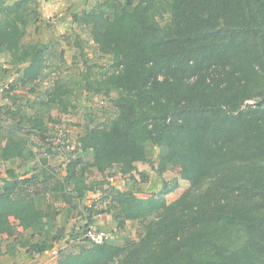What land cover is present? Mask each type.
I'll return each instance as SVG.
<instances>
[{"label":"trees","instance_id":"obj_1","mask_svg":"<svg viewBox=\"0 0 264 264\" xmlns=\"http://www.w3.org/2000/svg\"><path fill=\"white\" fill-rule=\"evenodd\" d=\"M72 17L90 38L75 30L80 51L64 70L60 41L24 40L40 19L39 1L0 0V53L17 73L2 91V161L23 158L35 144L32 135L45 140L51 111L68 112L84 93L112 107L102 123L91 119L85 126L63 175L46 164L22 174L7 169L0 255L4 241L24 235L19 227L55 220L59 210L53 202L38 207V196L82 201L100 184L109 206L88 208V225L95 214L115 211L118 228L140 224V238L124 245L83 242L71 250L77 235L63 246L66 235L55 232L22 241L32 256L58 245L57 264H264V0H96ZM88 50L110 56V63L95 70ZM78 63L85 68L74 72ZM45 81L51 84L40 91ZM137 162L163 180L143 198L112 181L119 175L138 182L137 172L147 181ZM93 169L103 181L89 180ZM167 171L177 176L166 180ZM181 179L189 186L169 202ZM6 245L9 252L11 242Z\"/></svg>","mask_w":264,"mask_h":264},{"label":"rangeland","instance_id":"obj_2","mask_svg":"<svg viewBox=\"0 0 264 264\" xmlns=\"http://www.w3.org/2000/svg\"><path fill=\"white\" fill-rule=\"evenodd\" d=\"M7 2H12V0H6ZM40 13V12H39ZM170 18L169 15H165L164 17L160 18L162 23H165ZM67 24V25H65ZM71 24V25H70ZM78 32L80 36L84 39H89V32L88 29L82 30L79 28L75 23L73 22H31L28 26L27 34L24 38L25 42L32 43V42H49L51 40H58L61 42L62 47L65 49V58L66 63L63 66L64 70L72 69V60L73 56L77 54L80 49L77 47H74V32ZM89 56H92V63H97V66H95V70H99L100 66H107L111 58L110 56H94L93 52L91 50H88ZM10 57H7V64L9 63ZM5 72V81H4V87L7 86V83L12 81L17 73L13 69V67L10 65H7ZM85 68L82 63H78L75 66L74 72H80L81 69ZM51 82L45 81L41 84L40 91H45L49 88ZM24 93V91H21ZM119 94L113 93L112 96L115 97ZM33 97V96H31ZM5 99L4 97L0 96V103L3 102ZM75 105H77L75 108H71L68 112H62L59 109H53L51 111V114L47 117V126L49 127V132L47 133V138L43 140L39 135H32V141L35 143L34 145H30L27 148V151L23 158H16L11 159L8 161H2L0 159V186L2 184V177L5 176L8 168H15L16 171L20 174L27 170H37V168H40L44 164L50 165L56 169V171L60 172L61 175L65 173V166L68 161V156L71 151H73L74 146H76L77 141L80 139L82 135L86 132V125L91 122V119H94V123H102L105 118L108 116V112L112 110V107L110 106V102L108 99L103 98L101 96H91L87 97L84 94H82L77 100L74 101ZM111 112V111H110ZM63 143L66 145L65 150L63 152H59L58 154H50L48 153V148L51 147L52 152L59 151V144ZM70 146V148L68 147ZM56 148V151L53 150V148ZM149 153L152 158H157V152L153 145H149ZM30 149V150H28ZM85 161H89L91 159V156L86 154L84 157ZM29 164L30 167H29ZM145 166V165H144ZM146 166L149 170H153L150 164L146 163ZM34 168V169H33ZM93 171H95L93 169ZM136 176L139 177L138 182H135L131 179V186L134 187L136 190H138V196L141 198L146 197L152 192L158 191L162 184L163 180L159 175L154 171L152 176V182L142 181L141 176L139 175V172L136 173ZM177 176L176 171H167L164 175V178L166 180H171ZM91 180H96L97 182L103 181L104 177L103 175H100L99 173L96 174L93 172L90 174ZM124 178L117 175L112 179V181L118 184L124 183ZM140 180V181H139ZM189 186L188 182L185 180H180V186L176 188L174 191L167 194V199L169 202L174 201L187 187ZM96 191H94L96 194H93L91 197V203L87 208L94 207L97 209L101 208H107L109 206V197L107 198V195H103V193L100 191L102 190L100 187L101 185L98 184L96 186ZM106 188V185H104ZM43 196L42 199L37 197L38 203H42L43 206H47L49 202H53V208L58 209L59 213L54 215V219L57 220V216H59L64 210V207L67 204L64 202V200L59 199L57 201H54L50 195H41ZM41 200V202H40ZM98 204V205H97ZM97 205V206H96ZM72 208V206H71ZM88 213V209H86ZM70 213L66 216V221L64 222L67 226H78L81 230L80 233H75L74 231H71L69 234L65 232V229L61 231L55 230L57 233H64L66 237L63 239V246H67V240L70 238L71 235H77L76 239L71 240V244L69 245V248L71 250H76L80 246L81 243L85 242L86 244H91L88 240L85 239V237L79 238V234L87 230L89 227L88 221L89 219H86V222H82L81 214L82 210L79 206V208H72V210H69ZM113 214V217L115 219V225L111 227L110 229H103L109 234V241L116 242L118 244H126L129 240H138L141 236L142 228L140 224L136 221H127L126 225L123 228H118V223L115 218V211L114 212H107ZM94 228V227H93ZM97 229V228H96ZM102 230V229H97ZM26 240V238L19 237L18 241H16L14 238H11L9 241H4L1 245V249L3 248L4 253L0 255L2 258L4 255H9L7 252L8 246L7 243L11 242V249L9 250L12 252L15 250V245H22V241ZM17 243H16V242ZM33 242V241H32ZM59 248V247H58ZM18 256V255H17ZM15 256V257H17ZM32 256V255H31ZM5 257H11V256H5ZM58 259V252H56V256L47 262L46 264H57Z\"/></svg>","mask_w":264,"mask_h":264},{"label":"crops","instance_id":"obj_3","mask_svg":"<svg viewBox=\"0 0 264 264\" xmlns=\"http://www.w3.org/2000/svg\"><path fill=\"white\" fill-rule=\"evenodd\" d=\"M12 1H15V0H12ZM38 1H39V12H40L39 13L40 19L38 22H73V17H72L73 13L83 10L84 8L88 7L90 3L96 0H38ZM7 57L9 56L5 51L0 53V96H2V91L4 88L3 84L5 81V72L7 69L6 67L7 65H9V63L7 64V60H6ZM53 150L56 151V148L54 147ZM26 151L27 149L25 150V153ZM136 164H137L139 171L145 172L148 175L149 182H152V179H153L152 174L154 170H149L146 166V163L144 162H137ZM30 165L31 164H29V167ZM94 172L98 174L96 170ZM89 178H90L89 180H91V177ZM123 181L124 183L122 185L116 182L115 184L119 187L129 188V186H131L130 178L124 177ZM101 192L102 190L100 191V193ZM93 194H96V193L94 191L88 192L87 196L82 201L74 197L71 203H67L69 205H66L64 207V210H62L63 212L59 216H57V220L55 219L52 222V224L48 223L49 225H47V221L43 219L41 222L36 223L34 226L26 229L25 231L23 230L22 227H19V230L24 233V235L20 237L26 238V240L30 239L31 241L35 242L40 239L49 238L53 233H55V230H58V229H65V232L67 234H69L71 231H74L75 233L76 232L80 233L81 230L80 229L79 231L77 230L79 228L77 225L76 226L74 225L71 227L70 224L69 226H67L64 222L66 221L67 214L70 213L69 210H72V208L73 209L77 207L79 208V206L82 210L81 220L82 222H86V219L88 218V213L86 209H88L87 207H89L90 205L92 206V203H91L92 200L91 198H88V197H91ZM42 197L43 196H39L40 199H42ZM37 205L38 207H41V208H47V206H43L42 203L39 204L38 199H37ZM12 220H14L13 217H12ZM114 225H115V219L113 217V214L106 212V213L95 214L93 216V222L89 224V227H94L95 229L97 228V229L103 230V229H110ZM81 237H84L83 232L79 234V238ZM58 247L59 246L56 245L54 246L53 249L47 250L43 252L42 254L34 253V256H31L28 250L29 245L24 246V245L18 244V245H15V250H13L12 252L10 251L8 252L9 255H4L2 258L0 257V264H46L47 262H49L56 256ZM5 256H11V257H5Z\"/></svg>","mask_w":264,"mask_h":264},{"label":"built area","instance_id":"obj_4","mask_svg":"<svg viewBox=\"0 0 264 264\" xmlns=\"http://www.w3.org/2000/svg\"><path fill=\"white\" fill-rule=\"evenodd\" d=\"M70 148V146L68 145ZM84 237L91 243L101 244L109 240V234L104 230H97L93 227H88L84 232Z\"/></svg>","mask_w":264,"mask_h":264}]
</instances>
